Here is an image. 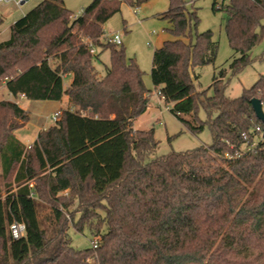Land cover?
Here are the masks:
<instances>
[{"label": "trees", "instance_id": "1", "mask_svg": "<svg viewBox=\"0 0 264 264\" xmlns=\"http://www.w3.org/2000/svg\"><path fill=\"white\" fill-rule=\"evenodd\" d=\"M148 1L92 0L73 16L64 0H41L0 41V87L31 100L68 98L30 146L15 133L28 111L0 100V264H264V122L251 102L264 107V74L237 97L225 94L226 68L198 89L196 68L213 64L219 45L211 29L193 37L194 0H169L159 17L177 38L154 49L152 81L189 129L208 124L213 142L154 156V128L133 127L152 90L123 43L104 40L103 27L123 2ZM218 2L235 52L229 67L238 73L264 37V0ZM106 49L110 63L100 75L94 62ZM15 221L26 227L17 239L9 233ZM71 227H88L98 246L75 248Z\"/></svg>", "mask_w": 264, "mask_h": 264}, {"label": "rangeland", "instance_id": "2", "mask_svg": "<svg viewBox=\"0 0 264 264\" xmlns=\"http://www.w3.org/2000/svg\"><path fill=\"white\" fill-rule=\"evenodd\" d=\"M20 1L9 0L0 3V16L3 18V23L0 25V41L7 40L10 37L11 25L14 21L26 14L41 0H27L23 4ZM91 1L64 0V4L71 10L73 16H76L80 15ZM228 1L225 0V3ZM213 3L214 0H194L188 3L189 9H195L199 18L197 26L193 27V37L195 38L198 32L211 29L214 39L219 45L215 62L196 68V72L199 73V79L196 82L197 88L202 90L210 87L213 76L218 74L222 68H226L227 73L222 80L226 83L225 94L230 97H237L246 88H250L260 75L264 74V37L253 48L250 63L238 73H233L229 67V62L235 52L230 45L226 32V12L220 9L214 10ZM168 8L169 0H149L141 6H133L123 2L121 10L103 24L106 33L120 34L128 62H135L139 66L143 72L145 85L152 90L148 109L137 117L133 127L134 129L154 128L155 138L158 141L153 151L154 156H161L172 151H185L201 145H210L213 142L209 125L206 124L200 132L189 129L170 111L171 104H167L161 98L152 81L151 68L154 49L161 46L164 40L177 38L168 30L171 27L170 21L159 17ZM96 63L99 69H104L105 64L110 63V49L102 51L100 59ZM208 93L213 94L214 89L210 88ZM10 97L8 91L4 87H0V100ZM197 114L202 120H206L208 117L207 111L202 106L198 108ZM42 120L46 125L55 123L51 116L43 117ZM262 138H264L263 134ZM2 196L4 198V192ZM48 212L49 206L42 203L39 207L41 219ZM105 228L103 227V230ZM69 233L75 248L83 249L93 245L92 241L95 235L91 233L88 227H85L83 231L71 227Z\"/></svg>", "mask_w": 264, "mask_h": 264}, {"label": "crops", "instance_id": "3", "mask_svg": "<svg viewBox=\"0 0 264 264\" xmlns=\"http://www.w3.org/2000/svg\"><path fill=\"white\" fill-rule=\"evenodd\" d=\"M26 1L27 0H23V2L20 3L23 4ZM98 50L99 49H97V51ZM99 59L100 55L96 59V61ZM96 61L94 62L96 69L98 70L100 75H104L109 64H105V68L101 70L99 69ZM72 80V74L69 73L64 75L65 87H67L72 82ZM4 89L7 90L6 87H4ZM8 94L9 96H11L10 98H8V100L16 101L22 108L28 111L30 115L29 121L24 126L15 131L16 136L27 146H30L37 139L38 134L41 130L53 125H46L42 118L52 116L54 112L60 110L63 106H65L68 100L67 97H64L62 100H31L26 97H20L19 95L17 97H14L9 91Z\"/></svg>", "mask_w": 264, "mask_h": 264}, {"label": "built area", "instance_id": "4", "mask_svg": "<svg viewBox=\"0 0 264 264\" xmlns=\"http://www.w3.org/2000/svg\"><path fill=\"white\" fill-rule=\"evenodd\" d=\"M3 1H9V0H0V3ZM22 1L23 0H21L20 2H22ZM224 1L225 0H219L217 7H221V5ZM104 40L105 41H111V42H114L116 44H122L123 43L122 37L118 33H115V34L105 33L104 34ZM90 50L92 53H97V48L94 46H91ZM158 94H160V91H158ZM19 96L25 97V95L23 93H20ZM60 115H61V112H60V110H58L52 114L51 118L56 122L60 118ZM256 130L262 131L260 126H256ZM244 138L248 139V135L246 133L244 134ZM255 143L256 142H254L252 144H246L245 146H243V150L247 151V150L252 149V147L254 146ZM25 230H26V227H25L24 223H20V222L15 221L9 225V233H10L11 237L16 238V239L23 236L25 233ZM99 240H100V237L96 236L94 238V240L92 241V244H93L92 246L97 247L99 244Z\"/></svg>", "mask_w": 264, "mask_h": 264}, {"label": "water", "instance_id": "5", "mask_svg": "<svg viewBox=\"0 0 264 264\" xmlns=\"http://www.w3.org/2000/svg\"><path fill=\"white\" fill-rule=\"evenodd\" d=\"M251 102L257 117L264 122V107L262 101L259 98L254 97L251 99Z\"/></svg>", "mask_w": 264, "mask_h": 264}]
</instances>
